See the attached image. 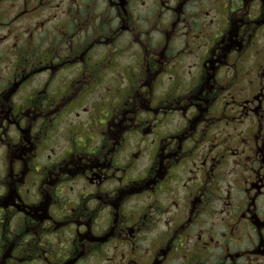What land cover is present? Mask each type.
<instances>
[{
	"label": "flooded vegetation",
	"instance_id": "1",
	"mask_svg": "<svg viewBox=\"0 0 264 264\" xmlns=\"http://www.w3.org/2000/svg\"><path fill=\"white\" fill-rule=\"evenodd\" d=\"M0 264H264V0H0Z\"/></svg>",
	"mask_w": 264,
	"mask_h": 264
}]
</instances>
